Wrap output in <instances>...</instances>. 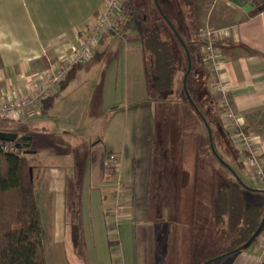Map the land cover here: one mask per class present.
Here are the masks:
<instances>
[{"label":"crops","instance_id":"0c3cea01","mask_svg":"<svg viewBox=\"0 0 264 264\" xmlns=\"http://www.w3.org/2000/svg\"><path fill=\"white\" fill-rule=\"evenodd\" d=\"M196 1L199 27L194 36L203 46L199 60L205 69L202 70L207 71L206 75L202 73L203 78L211 85L214 114L223 125L220 130L226 143L243 155L240 167L250 173L245 146L233 131L225 114L228 109L222 106L221 95L215 90L214 73L206 63L202 31L214 32L216 47L224 59L222 72L230 108L264 145V0H253L255 6L251 9L234 0ZM104 2L0 0V101L21 98L30 87L41 84L48 68L64 65ZM121 16L122 11L105 41L95 48L92 61L83 66L99 73L97 81L87 79L78 90L79 79H74L79 69L71 82L54 95L53 107L46 114L41 112L35 119L22 121L0 117L16 126L9 130L18 131L22 148L42 158L37 183L44 224L51 244L65 248L69 259L64 264H171V247H164L163 240L170 236L173 241L174 234L168 235L165 224L169 225V219H176L181 213L177 206L182 203V192L168 173L171 163L165 145L155 137L158 128L164 135L168 129L169 134V125L167 128L164 122L158 126L159 108L148 99L138 25L123 29ZM90 96L97 119H102L100 132L84 125L85 119L92 117V106L82 108L79 102L83 97L90 101ZM114 108L117 109L112 112ZM68 133L76 138L72 140ZM78 150L84 160V171H73L78 161L69 159L68 154ZM112 156L116 163L111 161ZM208 162L211 169L217 170L212 159ZM251 174L255 180L257 177ZM122 182L132 193L134 204L119 211L122 202L118 184ZM252 186L249 191L258 195H247L248 206L264 205V183L257 178ZM218 200L216 194V206ZM199 205V201L194 204L196 219L202 217L198 215ZM184 210L188 213L187 208ZM119 213L124 215L118 222V242L114 245L108 223L114 222ZM215 213L216 210L209 220L210 210H206V221L202 219L203 226L211 229L210 235L214 232L216 235L211 243L214 248L210 251L200 248L203 254L200 262L231 244L230 240L228 246L220 244ZM235 257L236 264H264V232L253 246L237 252ZM200 262L192 259L191 264Z\"/></svg>","mask_w":264,"mask_h":264},{"label":"rangeland","instance_id":"374dc122","mask_svg":"<svg viewBox=\"0 0 264 264\" xmlns=\"http://www.w3.org/2000/svg\"><path fill=\"white\" fill-rule=\"evenodd\" d=\"M136 1L138 7L145 6L148 9L150 14L149 26H153L155 22L164 23L166 18L162 11L168 13L174 20L180 34L183 37H187L190 46L188 50L192 58L191 74H189L190 56L187 47L183 44L181 36L176 29L168 24L164 38L169 40L172 44V50L178 58V69L174 86L171 90L164 93L165 102L163 103V107L162 105L160 106L157 114L158 126L160 127L161 124L166 122L167 128L169 125V134L168 129H165L164 135V132L158 128L155 137L159 138L160 142L162 141L165 145V151L171 163V166L168 168V173L177 183L178 190L182 192V203L177 206L181 213L177 214L176 219H169V225L165 224V227L169 228L168 235L174 234V239L172 241L169 236V238L167 237V239L163 240L165 243L164 247L167 249L171 247V264H191L192 259H194L195 262H200V259L203 258V254H200V248L207 251L214 248V245H211V243L212 237L214 238L216 233L214 232L211 236V229H209L207 225L206 227L203 226L205 223L202 222V219L206 221V219H204L208 216L205 214L206 210H210L208 216L209 220L212 219L214 211H217L214 198L216 194H219L220 184L225 182L228 178L233 180L234 175L231 170H236L246 182V185L251 186V188H254L252 183L257 178L255 177L256 179L254 180V176L252 174L250 175L251 172L248 173L240 167V162L243 161V155L233 151L232 145L226 143L227 141L224 138L225 135L221 133V128L215 125V123H213L215 146L224 160L214 152L211 142V133L209 131L211 127L199 116L198 111L193 107L189 95L187 94L186 82L192 96L195 97V100L200 105L202 112L211 118L215 116L214 105L212 104L214 96L212 95L211 85L210 82L207 83L206 79L203 78L207 71H203L205 69L201 67L199 60L201 56L200 50L202 51L203 46L196 36L193 35V38L190 39L185 8L181 0H158L160 7L155 0ZM161 9L163 10L161 11ZM195 34L197 35V32ZM91 70L92 69L82 68L78 71L74 79V81L79 79L80 86L78 90L81 89V85L84 84L85 80L89 79L93 82V80L97 81L99 78V73L95 74L93 70ZM187 76L188 79L186 80ZM70 91L71 90L67 93L70 94ZM79 104L82 108H86L88 105L92 106L90 108L92 109V111H90L92 117L86 118L84 125L88 129H97V131L99 130L100 132L102 119H97L96 117L95 103L92 102L91 96L90 101L85 97L81 98ZM167 106H169V108H167ZM225 112L227 116L228 111ZM83 117H85V115ZM10 127L16 128V126L7 120L0 119V131L9 130ZM68 134V136L72 137V140L76 138L74 134ZM13 147L14 144L11 143V148ZM68 155L71 162L78 161V165L73 171H84V166L82 165L84 164V160L81 157V152L79 150L76 152L71 151ZM209 159H212L217 170H215V168L211 169L210 163L208 162ZM200 166H202L201 171H199ZM210 169L212 170L211 174H209ZM216 172L217 175L215 178L214 173ZM210 175L211 177H209ZM245 193L250 195V197L258 195L256 193L253 194L249 190H246ZM196 195L198 196L196 197ZM197 201L201 202V205L198 206L200 208L198 215H202V217L200 216L198 219H196L194 209V204ZM251 201H253V203L256 202L254 199H251ZM158 202L159 200L156 199L155 203ZM187 205H190L191 208ZM186 208L188 213H185L186 211L184 209ZM201 210H203L202 214L200 212ZM215 224H217V222ZM218 225L217 232L222 229L219 223ZM45 229V246L49 264H64V262H67V259H69L66 256L65 248L53 246L50 239H48L49 230L46 226ZM223 234L224 233L220 231L217 233L220 238V244L228 246L227 240ZM193 242H195V244ZM231 248L232 246L230 245L225 249L230 250ZM205 253L208 254V252ZM235 254L218 259L211 264H236ZM86 257L87 256H83L84 259H86ZM60 259H64V261H59Z\"/></svg>","mask_w":264,"mask_h":264},{"label":"trees","instance_id":"16d2710c","mask_svg":"<svg viewBox=\"0 0 264 264\" xmlns=\"http://www.w3.org/2000/svg\"><path fill=\"white\" fill-rule=\"evenodd\" d=\"M185 8V16L188 24L190 36L198 32L197 1L181 0ZM163 10V9H162ZM122 28L134 27L138 25V32L141 35L142 47L144 51L145 66L147 73V83L149 90L148 99L160 108V104L165 102L164 93L171 90L175 83L178 69V58L172 50V44L164 38L168 24L170 22L189 48V43L179 32L171 16L164 12L166 21L155 22L149 26L150 14L148 9L137 6L136 0H125L121 8ZM162 16V18L164 19ZM147 24V25H146ZM171 26V25H170ZM105 41V37L102 43ZM101 43V44H102ZM83 66H75L68 78L63 82L62 88L71 82L77 70ZM191 74V73H190ZM189 89V88H188ZM189 93L197 105L199 116L212 129L213 145L216 154L223 156L217 151L215 146V135L213 123L221 126L219 117L212 118L206 116L195 97ZM52 96L43 103L42 113L46 114L49 108L53 107ZM117 108L112 110L115 111ZM223 126V125H222ZM221 128V127H220ZM246 134L252 133L245 125L244 128H234ZM10 133L12 137L18 136L16 144L17 153L6 151L0 145V264H49L47 250L45 246L46 229L44 224V214L39 195L37 175L41 169L42 158L38 154H33L20 144V135L17 130H1ZM3 145L11 143L8 139L0 140ZM15 145V143H13ZM213 148V147H212ZM246 153L247 149L245 148ZM31 170L34 179L31 178ZM234 178L227 179L220 185L219 200L217 203V224L222 227L220 232L226 240L231 241L230 250L221 251L216 256L197 264H211L212 262L224 258L228 254L237 253L253 246L264 232V227L254 239L250 246L243 248L256 234L264 218V205L255 204L248 206L246 190L251 189L246 185L240 174L236 172ZM254 190V189H253ZM264 192V191H263ZM219 226V225H218ZM218 231V232H219Z\"/></svg>","mask_w":264,"mask_h":264},{"label":"built area","instance_id":"2783aa9c","mask_svg":"<svg viewBox=\"0 0 264 264\" xmlns=\"http://www.w3.org/2000/svg\"><path fill=\"white\" fill-rule=\"evenodd\" d=\"M125 0H105L99 15L88 24L80 42L75 46L71 57L64 65L52 66L48 68L43 76L42 82L37 87H30L21 98L12 101H0V117L10 121H22L26 119H35L41 114L43 103L61 89L63 82L68 78L75 66H83L90 63L93 53L98 47L107 32H109L118 16L120 15L122 3ZM202 38L205 40L206 63L213 70L215 90L221 95V103L227 107L228 121L233 128L242 129L245 127L243 119L240 115L234 114L230 108L227 99V89L225 79L222 72L224 59L220 56L214 39L212 30L202 31ZM239 140L245 146L248 152L246 166L262 183H264V145L258 142L253 133L246 134L238 130ZM0 145L9 152L17 153L16 148H11L8 144ZM111 161L116 163V159L112 156ZM119 198L122 206H118L119 211L130 209L134 204V197L129 192V188L125 182L118 184ZM124 213H119L114 222L108 223V230L114 245L118 242V222Z\"/></svg>","mask_w":264,"mask_h":264},{"label":"water","instance_id":"95a60500","mask_svg":"<svg viewBox=\"0 0 264 264\" xmlns=\"http://www.w3.org/2000/svg\"><path fill=\"white\" fill-rule=\"evenodd\" d=\"M234 1L237 2V3L240 4V5L245 6L246 9H251V8H253V7L255 6L253 0H234ZM155 2H156L157 5L160 7V4H159L158 0H155ZM161 11H162V9H161ZM162 13H163V11H162ZM163 15H164V13H163ZM169 24H170L171 26H173L170 22H169ZM181 39H182V38H181ZM182 41H183V40H182ZM183 44L185 45V47H187L184 41H183ZM187 50H188V47H187ZM188 52H189V56H190V70H189V72L191 73V70H192V58H191V54H190V51H189V50H188ZM190 73H189V74H190ZM189 74H188V76H189ZM188 76H187L186 80L188 79ZM186 91H187V94L189 95V98H190L192 104L194 105V107H195L196 109H198L197 105L195 104L194 100L192 99V97H191V95H190V93H189V89H188V86H187V82H186ZM203 119H204V118H203ZM205 121H206V120H205ZM206 123H207V122H206ZM207 125H208V123H207ZM208 126H209V125H208ZM209 127H210V126H209ZM209 131H210V133H211V142H212V141H213L212 130L209 128ZM1 139H2V140H3V139H8L10 142L14 143V142H16L17 137H12L10 133H6V132H1V131H0V140H1ZM212 147H213L214 152H216V150L214 149L213 142H212ZM231 171H232V170H231ZM232 172L236 175L235 171H232ZM31 178H32V180L34 179V173H33V170H31ZM263 227H264V218H263L262 223H261L259 229L257 230L256 234L253 236V238H252V239H251V240H250V241H249V242H248L243 248H245V247H247V246H250V245L253 243L254 239H255V238L257 237V235L261 232V230H262ZM206 264H207V263H206Z\"/></svg>","mask_w":264,"mask_h":264},{"label":"bare ground","instance_id":"6f19581e","mask_svg":"<svg viewBox=\"0 0 264 264\" xmlns=\"http://www.w3.org/2000/svg\"><path fill=\"white\" fill-rule=\"evenodd\" d=\"M101 43H102V42H101ZM100 45H101V44H100ZM92 59H93V58H92ZM92 59H91V61H92ZM91 61H90V62H91ZM88 64H89V63H88ZM83 66H85V65H83ZM247 159H248V154H247ZM247 159H246V160H247Z\"/></svg>","mask_w":264,"mask_h":264}]
</instances>
